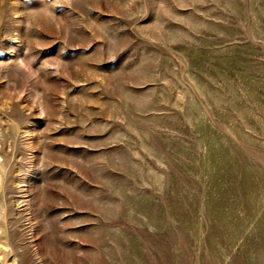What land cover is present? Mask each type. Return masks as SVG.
Segmentation results:
<instances>
[{"label": "rangeland", "instance_id": "obj_1", "mask_svg": "<svg viewBox=\"0 0 264 264\" xmlns=\"http://www.w3.org/2000/svg\"><path fill=\"white\" fill-rule=\"evenodd\" d=\"M0 264H264V0H0Z\"/></svg>", "mask_w": 264, "mask_h": 264}]
</instances>
